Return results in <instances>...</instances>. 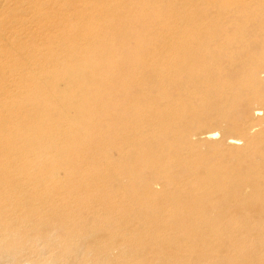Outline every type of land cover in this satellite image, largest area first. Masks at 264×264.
<instances>
[{
	"label": "bare ground",
	"instance_id": "1",
	"mask_svg": "<svg viewBox=\"0 0 264 264\" xmlns=\"http://www.w3.org/2000/svg\"><path fill=\"white\" fill-rule=\"evenodd\" d=\"M49 3L0 19V260L264 264V0Z\"/></svg>",
	"mask_w": 264,
	"mask_h": 264
},
{
	"label": "rangeland",
	"instance_id": "2",
	"mask_svg": "<svg viewBox=\"0 0 264 264\" xmlns=\"http://www.w3.org/2000/svg\"><path fill=\"white\" fill-rule=\"evenodd\" d=\"M38 0H0V19L3 18H8L10 16V14L12 13H16L17 15H19L21 17V20L26 23L25 29L21 30L20 25L16 26L17 29H13L10 31H15V36L17 38V41H20L22 44H27L30 45L32 44V46H36V45H41L44 42V39L41 41H36L35 43H32L33 40H31L32 35L38 33H42V36H44V38H46L47 34H46V29L44 26H39L36 27L37 25H33L32 23L34 22L35 19H38V14L36 12H34V6H41L36 4ZM50 1L49 6H47L46 10L49 13H53L54 11L58 10V8H62L63 10H65V5L67 4H71V5H75L77 8H79L81 6V4L85 1L88 0H42V2L46 3ZM31 6H33V10L31 11ZM64 6V7H63ZM20 9L26 10L25 12L20 11ZM21 12H23L21 14ZM87 13V12H85ZM84 13V14H85ZM9 14V15H8ZM22 15V16H21ZM68 16H73L72 11H70L68 13ZM59 18L55 19L56 21ZM43 28V29H42ZM63 29H61L58 32H62ZM7 36H12V34H10V32L6 33ZM60 178L63 179V174L60 175ZM9 241H6L5 243H8ZM40 244V243H39ZM39 244H34V242L32 243L31 246L28 245V247H31V249H27V248H23L21 246H17L16 247V251H15V255H10V249L9 246L10 244H8V246H4L2 248L3 252H4V257L3 261L6 264H33L32 260L34 258L32 257H28L29 252H36L35 254H40V246ZM6 245V244H4ZM38 245V246H37ZM12 249V247H10ZM14 248V247H13ZM37 248V249H36ZM45 248V247H44ZM20 251V252H19ZM47 253V252H46ZM8 255V256H6ZM33 255V254H32ZM10 258V259H9ZM32 258V259H31ZM2 260H0V264H5Z\"/></svg>",
	"mask_w": 264,
	"mask_h": 264
}]
</instances>
